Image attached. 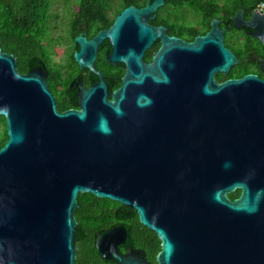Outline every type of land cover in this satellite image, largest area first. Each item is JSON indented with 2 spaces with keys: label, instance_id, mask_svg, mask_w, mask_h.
Instances as JSON below:
<instances>
[{
  "label": "water",
  "instance_id": "1",
  "mask_svg": "<svg viewBox=\"0 0 264 264\" xmlns=\"http://www.w3.org/2000/svg\"><path fill=\"white\" fill-rule=\"evenodd\" d=\"M163 3L126 8L100 34L111 39L112 59L127 65L125 83L113 102L106 90L91 101L103 84L90 90L80 112L60 113L45 79L21 74L0 45L8 133L0 149V264H76L80 194L135 210L161 241L157 264H264V80L213 78L238 65L225 43L231 29L249 26L264 45V15L245 22L238 10L222 29V48L210 36L185 47L190 56L179 58L182 75L171 82L162 69L170 50L147 71L139 50L154 38L140 15ZM208 43L221 62L203 52ZM128 238L126 227H114L97 233L96 249L116 264H154L122 255Z\"/></svg>",
  "mask_w": 264,
  "mask_h": 264
},
{
  "label": "flooded vegetation",
  "instance_id": "2",
  "mask_svg": "<svg viewBox=\"0 0 264 264\" xmlns=\"http://www.w3.org/2000/svg\"><path fill=\"white\" fill-rule=\"evenodd\" d=\"M32 1L38 4L37 10H40L34 12L35 19L31 25L34 41L27 48L18 45V55L3 50L15 56L18 71L23 75L35 72L44 78L60 113L80 112L85 94L100 84L104 85V91L96 90L91 101L97 100L106 90L109 102H113L115 93L125 83L127 65L112 59L114 47L111 39L102 38L100 34L110 30L118 15L126 8L145 10L151 8L155 0H126L127 6L119 12L116 8L118 5L97 12L93 7H83L82 0H51L46 3L45 0ZM8 2L0 0V4ZM163 2L157 9L149 8V12L140 15L141 22L153 31L154 38L149 46L144 50L140 46L139 50L144 71L155 63L158 56L170 50L166 63L170 60L175 64L174 68L163 64L162 69L173 82L182 75L179 58L188 60L190 56L185 47H194L202 38L210 36L222 48V29L231 25L236 14L230 17L231 22L226 21L222 15L225 0ZM241 9L245 11V22H250L252 15L247 9ZM254 12H258V9L253 10L252 14ZM256 33L255 29L242 25L226 33L225 43L229 38L239 52L240 56L234 53L238 57L237 66L248 71L244 76L256 75L264 80V45ZM79 38H83L85 43L79 41ZM216 49L218 46L212 43L203 46V52L213 56L211 58L217 64L221 61L214 54ZM83 50L85 52L80 56ZM20 65L26 69L25 72L19 70ZM158 73L157 76L161 78ZM213 78L216 83L222 84V72L216 71ZM241 194L242 191L237 189L228 198L235 201ZM120 252L122 255L139 253L147 259L145 250L136 247L129 238L120 247Z\"/></svg>",
  "mask_w": 264,
  "mask_h": 264
},
{
  "label": "trees",
  "instance_id": "3",
  "mask_svg": "<svg viewBox=\"0 0 264 264\" xmlns=\"http://www.w3.org/2000/svg\"><path fill=\"white\" fill-rule=\"evenodd\" d=\"M46 1L51 0H45V3ZM263 1L235 0L233 3H226L222 8V15L228 22H231L230 17L234 16L241 8L247 9L252 15V11L258 9ZM115 5H118L116 8L119 12L127 6V3L126 0H82L83 7H93L97 12ZM37 9L38 4L32 0H9L6 4H0V45L2 50L18 55L16 48L18 45L27 48L32 44L35 36L31 31V25L35 19L34 12L40 11ZM226 46L240 56L235 46L230 43L229 38ZM19 70L26 71L21 65ZM247 72L246 69L236 66L229 75H222V82L228 79L242 78ZM7 141V122L5 118H0V149ZM78 204L79 207L75 213L78 222L76 264H116L100 257L96 249V235L117 226L126 227L129 240L136 247H142L147 254V259L151 263L157 264L156 258L161 251V241L155 232L141 224L135 210L109 199H99L92 194H80Z\"/></svg>",
  "mask_w": 264,
  "mask_h": 264
},
{
  "label": "built area",
  "instance_id": "4",
  "mask_svg": "<svg viewBox=\"0 0 264 264\" xmlns=\"http://www.w3.org/2000/svg\"><path fill=\"white\" fill-rule=\"evenodd\" d=\"M258 12L262 15H264V1L260 4L258 7Z\"/></svg>",
  "mask_w": 264,
  "mask_h": 264
},
{
  "label": "rangeland",
  "instance_id": "5",
  "mask_svg": "<svg viewBox=\"0 0 264 264\" xmlns=\"http://www.w3.org/2000/svg\"><path fill=\"white\" fill-rule=\"evenodd\" d=\"M235 0H225L226 3H233Z\"/></svg>",
  "mask_w": 264,
  "mask_h": 264
}]
</instances>
